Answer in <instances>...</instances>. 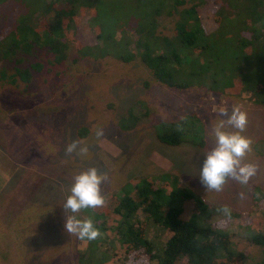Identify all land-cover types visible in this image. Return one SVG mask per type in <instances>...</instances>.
I'll return each mask as SVG.
<instances>
[{"label": "trees", "instance_id": "1", "mask_svg": "<svg viewBox=\"0 0 264 264\" xmlns=\"http://www.w3.org/2000/svg\"><path fill=\"white\" fill-rule=\"evenodd\" d=\"M79 15H88L93 41L79 36ZM163 22L168 34L161 30ZM71 54L75 61L138 59L167 88L202 85L224 95L244 90L264 104V0H0V91L24 93L35 74L53 71ZM137 120L129 107L118 124L129 129ZM190 123L183 118L156 122V138L172 146L202 145L195 128L202 125L193 124V131ZM157 178L130 180L104 196L103 207L76 214L90 217L101 232L95 240L84 239L77 264H248L230 234L207 221L208 205L200 196L175 176ZM186 199L193 201L188 218L183 217ZM256 203L264 217V195ZM23 214L31 224L33 215ZM106 216L115 224L106 226ZM29 230L15 227L13 233L24 239ZM159 231L165 232L162 241L155 237ZM16 234L24 264L28 245ZM250 240L264 249V230L252 232ZM9 260L1 249L0 264H12ZM256 264H264V251Z\"/></svg>", "mask_w": 264, "mask_h": 264}, {"label": "rangeland", "instance_id": "2", "mask_svg": "<svg viewBox=\"0 0 264 264\" xmlns=\"http://www.w3.org/2000/svg\"><path fill=\"white\" fill-rule=\"evenodd\" d=\"M205 15L213 26L212 17ZM77 21L79 36L93 41L95 31L88 25V15H79ZM168 26L161 24L163 33H169ZM73 55L53 71L35 74L24 93L0 91V236L4 238L0 237V251L10 256L9 263L23 264L21 245L17 250L20 263L16 262L15 241H19H14L13 230L31 226L24 238L28 245L24 264H77L85 241L65 231V217L71 213L64 203L74 176L90 167L108 176L103 196L142 176L177 177L206 202L207 221L230 234L246 262H259L264 249L251 242L250 234L264 230V217L256 203L264 195V104H257L254 95L244 90L240 95H224L202 85L167 88L138 59L127 63L110 56L75 61ZM235 106L247 113L243 135L253 141L243 162L254 163L257 172L247 185L230 180L221 192L207 190L199 174L206 154L215 147L213 128L225 119L220 112H230ZM129 107L138 120L126 129L118 121ZM179 118L202 125L203 129L195 127L202 145L172 146L156 138V122ZM193 124L188 126L194 131ZM98 130L103 131L100 137L95 134ZM73 141L87 146V154L66 155V146ZM155 181L160 183L158 178ZM182 205L183 217L188 218L193 201L186 199ZM225 207L230 214L224 212ZM23 213L33 215L31 224ZM115 222L111 216L104 219L106 226ZM164 234L159 231L155 237L162 241ZM21 236L18 232L16 239Z\"/></svg>", "mask_w": 264, "mask_h": 264}, {"label": "clouds", "instance_id": "3", "mask_svg": "<svg viewBox=\"0 0 264 264\" xmlns=\"http://www.w3.org/2000/svg\"><path fill=\"white\" fill-rule=\"evenodd\" d=\"M221 119L213 128L215 147L205 156L200 169V180L207 190L221 192L224 186L231 180L240 185H247L251 177L257 172L254 163H244L245 156L251 151L252 139L243 135L248 124V115L240 106H235L231 111L220 112ZM228 128L232 131L226 130ZM96 136L103 135L102 130L96 131ZM87 146H81L80 142L73 141L65 149L66 155H85ZM108 180L106 173L98 172L97 168L90 167L79 172L73 178L70 194L64 203V209L71 215L65 217L64 229L79 239L92 241L101 236L98 227L94 225L90 217L78 218L77 213L83 209L100 208L106 203L102 195V185ZM241 198L244 193H240ZM226 214H230L227 207Z\"/></svg>", "mask_w": 264, "mask_h": 264}]
</instances>
